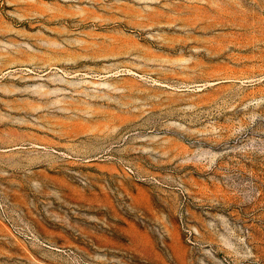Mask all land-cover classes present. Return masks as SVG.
<instances>
[{"label":"rangeland","instance_id":"obj_1","mask_svg":"<svg viewBox=\"0 0 264 264\" xmlns=\"http://www.w3.org/2000/svg\"><path fill=\"white\" fill-rule=\"evenodd\" d=\"M0 264H264V0H0Z\"/></svg>","mask_w":264,"mask_h":264}]
</instances>
